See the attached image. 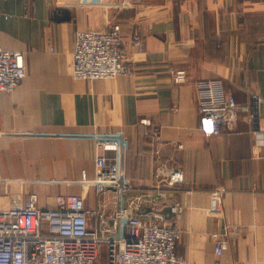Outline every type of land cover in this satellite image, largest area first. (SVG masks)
<instances>
[{"label": "crops", "instance_id": "crops-1", "mask_svg": "<svg viewBox=\"0 0 264 264\" xmlns=\"http://www.w3.org/2000/svg\"><path fill=\"white\" fill-rule=\"evenodd\" d=\"M103 1H0V46L21 52L26 67L18 87L0 94V209L21 207L31 194L42 209L58 195H78L86 209L111 212L106 204L102 211L106 198L94 187L93 136L122 132L132 183L183 176L161 193L133 194L180 210L173 221L186 264H264V103L238 111L232 126L213 135L195 92L197 81L219 79L238 106L264 98V0H140L129 8ZM114 25L130 72L76 80L77 33ZM133 33L142 53L130 43ZM167 68L184 71L185 83L174 84ZM217 191L222 211L214 215ZM213 234L226 239L220 256Z\"/></svg>", "mask_w": 264, "mask_h": 264}, {"label": "built area", "instance_id": "built-area-1", "mask_svg": "<svg viewBox=\"0 0 264 264\" xmlns=\"http://www.w3.org/2000/svg\"><path fill=\"white\" fill-rule=\"evenodd\" d=\"M80 3L89 7L106 6L103 0H80ZM139 3L140 0H122L108 5L129 8ZM130 43L138 53L143 52L138 33L131 35ZM72 56V74L76 80H108L130 72L118 25L110 30L78 32ZM166 72L174 84L185 83L184 71L167 68ZM25 74L24 55L0 46V94L14 91ZM195 92L198 113L213 135L220 134L223 127L232 126L238 111L248 112L250 108L256 111L264 103V98L254 95L252 107L238 106L219 79L197 81ZM93 140L94 187L98 194H113L112 215L86 209L78 195H58L52 209H42L37 206V195L31 194L21 207L0 209V264H99L102 251L106 264H186L184 258L175 254L180 238L177 226L164 215H156L162 211L157 206L158 196L153 200L147 196L131 197L136 190L161 193L177 187L183 181L182 174L173 171L155 184H134L124 173L126 136L118 132L96 135ZM82 177L85 178L84 173ZM139 197L146 200L142 202ZM164 205L171 209L174 215L171 219L180 212ZM221 211V192L217 191L212 195L210 212L218 215ZM213 239L215 255L220 256L226 240L219 234H213Z\"/></svg>", "mask_w": 264, "mask_h": 264}, {"label": "rangeland", "instance_id": "rangeland-1", "mask_svg": "<svg viewBox=\"0 0 264 264\" xmlns=\"http://www.w3.org/2000/svg\"><path fill=\"white\" fill-rule=\"evenodd\" d=\"M63 16H65V14H62V17ZM109 193L107 192V193H105V194H98L99 196H101L102 198H106L105 200H104V205L102 206V211H103V209L106 207V206H113V208L114 209H112V211L111 212H99L98 210H96V209H94L95 211H97L98 213H100V214H102V213H104L106 216H109V215H112V213L114 212V210H115V204H114V202H115V200H113V196L112 195H108ZM133 194V193H132ZM132 197V199L133 198H135V197H137V196H135L134 194L131 196ZM102 198H101V200H102ZM140 198V200L143 202L144 200H146V198H143V197H139ZM103 201V200H102ZM105 204H106V206H105ZM160 206V205H159ZM158 206V207H159ZM147 208H151L150 206H146ZM161 208H162V210L163 209H165L164 207H167V206H165V205H163V206H160ZM148 213H150V212H148ZM153 214H156V213H153ZM156 215H160V214H156ZM154 218V217H153ZM155 220H157V219H155ZM171 221H173V220H175V218H173V219H170ZM174 222V221H173ZM174 224L176 225V222H174ZM179 234H180V231H179ZM180 239V238H179ZM226 240V239H225ZM179 242V241H178ZM178 245V244H177ZM225 249H226V247H225ZM224 249V250H225ZM214 250H215V243H214ZM175 254H176V256L178 257L179 255H178V253H177V247H176V250H175ZM215 253V252H214ZM181 257V256H180ZM99 264H106V255H105V253L102 251V253H101V255H100V260H99Z\"/></svg>", "mask_w": 264, "mask_h": 264}, {"label": "water", "instance_id": "water-1", "mask_svg": "<svg viewBox=\"0 0 264 264\" xmlns=\"http://www.w3.org/2000/svg\"><path fill=\"white\" fill-rule=\"evenodd\" d=\"M151 210L150 209H146V213L150 212ZM159 214H162L164 215L166 218H167V215H168V219L169 218H172L174 215L172 214L171 212V209L170 208H165L163 211L159 212Z\"/></svg>", "mask_w": 264, "mask_h": 264}, {"label": "bare ground", "instance_id": "bare-ground-1", "mask_svg": "<svg viewBox=\"0 0 264 264\" xmlns=\"http://www.w3.org/2000/svg\"><path fill=\"white\" fill-rule=\"evenodd\" d=\"M81 32V31H80ZM72 59H73V56H72ZM72 72H73V69H72ZM120 77V76H119ZM117 78V77H116Z\"/></svg>", "mask_w": 264, "mask_h": 264}]
</instances>
